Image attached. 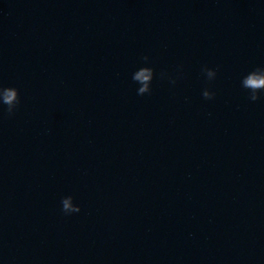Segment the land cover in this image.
Instances as JSON below:
<instances>
[{"label": "water", "instance_id": "1", "mask_svg": "<svg viewBox=\"0 0 264 264\" xmlns=\"http://www.w3.org/2000/svg\"><path fill=\"white\" fill-rule=\"evenodd\" d=\"M261 67L264 0H0V264H264Z\"/></svg>", "mask_w": 264, "mask_h": 264}, {"label": "clouds", "instance_id": "2", "mask_svg": "<svg viewBox=\"0 0 264 264\" xmlns=\"http://www.w3.org/2000/svg\"><path fill=\"white\" fill-rule=\"evenodd\" d=\"M145 64L150 63L148 56L142 57ZM206 75L209 82L214 81L217 76V71L210 68H203L202 70ZM167 74L161 73V79L165 78ZM155 77V70L151 67H141L134 72L132 80L138 84L137 94L139 96L151 95L152 83ZM170 82L174 85L175 79L170 78ZM241 87L249 92V99L252 102H256L261 99V94H264V67L256 68L254 71L247 74L241 80ZM203 97L206 100H213L215 93L209 90L203 91ZM21 103L19 91L16 88L0 87V105L6 106L7 114L12 116L15 114ZM61 211L65 215L78 214L81 212V208L74 204L73 197L68 196L61 200Z\"/></svg>", "mask_w": 264, "mask_h": 264}]
</instances>
